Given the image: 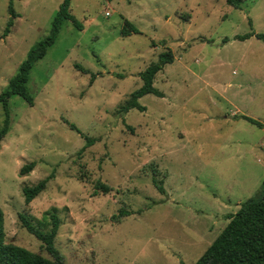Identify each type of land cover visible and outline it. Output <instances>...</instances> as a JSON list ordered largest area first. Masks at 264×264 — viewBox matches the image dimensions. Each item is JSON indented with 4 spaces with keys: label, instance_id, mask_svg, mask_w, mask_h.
I'll return each instance as SVG.
<instances>
[{
    "label": "rangeland",
    "instance_id": "rangeland-1",
    "mask_svg": "<svg viewBox=\"0 0 264 264\" xmlns=\"http://www.w3.org/2000/svg\"><path fill=\"white\" fill-rule=\"evenodd\" d=\"M60 1L0 0V93ZM9 3L15 16L2 36ZM68 9L79 27L63 20L33 62L25 82L32 104L7 98L4 242L49 257L17 214L38 220L54 207L53 244L65 264H192L264 178V42L233 37L264 34V0L239 8L226 0H70ZM124 20L134 31L121 34ZM164 51L173 59L152 82L162 96L145 94L143 111L121 112L138 73ZM85 137L91 144L78 154ZM29 161L32 170L19 176ZM48 174L24 203L21 187ZM96 181L109 190L93 194ZM119 209L129 214L115 220Z\"/></svg>",
    "mask_w": 264,
    "mask_h": 264
},
{
    "label": "trees",
    "instance_id": "trees-1",
    "mask_svg": "<svg viewBox=\"0 0 264 264\" xmlns=\"http://www.w3.org/2000/svg\"><path fill=\"white\" fill-rule=\"evenodd\" d=\"M226 1L234 8L240 7L241 0ZM69 2L70 0L60 1L50 22L47 34L27 50L16 72L7 80L6 88L0 93V103L3 110L0 139L7 132L8 128L7 98L11 94H16L25 100L28 105H31L32 96L28 92L25 82L33 62L41 58L47 47L53 43L63 20L68 19L74 26L79 27L69 13ZM7 12L10 15V19L4 27L2 36L6 35L9 31V26L12 23L11 18L15 16L10 3L7 6ZM131 31H134L133 26H131L128 21L124 20L121 34H127ZM250 36H254L264 42V34L255 33L253 31L242 35L237 34L233 37L244 40ZM224 39L226 40V38ZM172 59L173 56L170 51L160 52L154 61L150 62L138 73L141 84L128 94L127 99L119 107L121 112H127L129 109L143 111L144 107L138 102V99L145 94L149 93L157 97L162 96V92L153 86V78L155 74L161 70L165 64L170 63ZM240 117L256 126L262 125L260 122L248 116L240 115ZM68 127L78 132L74 125L68 124ZM84 139V145L78 150V154L84 147L91 144V138L85 137ZM33 166V161L24 163L19 167L18 175L23 176L27 174L32 170ZM50 177H52V175L48 174L31 185H23L21 187L23 202L28 203L38 195L45 188L46 182ZM151 182L159 193L163 192L160 180H156L153 176ZM97 189L106 193L109 187L100 181H96L92 193L95 194V190ZM43 214L42 218L38 220L33 219L25 213H18L17 217L20 227H23L40 242L41 248L49 257H44L38 252H33L24 247L4 242L3 218L0 210V264H65L63 256L53 244L60 224L56 209L51 207L45 210ZM128 214L129 212L119 209L117 215H112V218L118 220L121 216H126ZM225 218L227 222L223 228L192 264H264V178L260 183L258 194L241 201L238 208L232 213H227ZM180 264L183 263L180 262Z\"/></svg>",
    "mask_w": 264,
    "mask_h": 264
},
{
    "label": "built area",
    "instance_id": "built-area-1",
    "mask_svg": "<svg viewBox=\"0 0 264 264\" xmlns=\"http://www.w3.org/2000/svg\"><path fill=\"white\" fill-rule=\"evenodd\" d=\"M105 14H107V13H105Z\"/></svg>",
    "mask_w": 264,
    "mask_h": 264
}]
</instances>
